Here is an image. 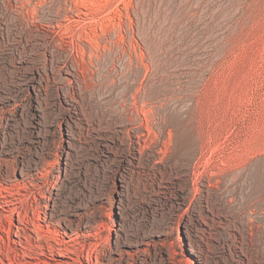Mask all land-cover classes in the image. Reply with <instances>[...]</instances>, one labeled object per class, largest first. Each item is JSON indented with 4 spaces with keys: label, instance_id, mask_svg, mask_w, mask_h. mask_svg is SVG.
Segmentation results:
<instances>
[{
    "label": "rangeland",
    "instance_id": "rangeland-1",
    "mask_svg": "<svg viewBox=\"0 0 264 264\" xmlns=\"http://www.w3.org/2000/svg\"><path fill=\"white\" fill-rule=\"evenodd\" d=\"M8 180L0 264H264V0H0Z\"/></svg>",
    "mask_w": 264,
    "mask_h": 264
},
{
    "label": "bare ground",
    "instance_id": "bare-ground-1",
    "mask_svg": "<svg viewBox=\"0 0 264 264\" xmlns=\"http://www.w3.org/2000/svg\"><path fill=\"white\" fill-rule=\"evenodd\" d=\"M167 134L168 137H167V141L165 140V142H167L165 146L168 144L169 147L167 148H169L170 151L174 153L176 152L179 154L189 155L190 152L195 150V142L192 136L188 132L184 131V133L181 135V131L175 132L173 130H169ZM19 173L20 175L24 174L23 171L21 170L19 171ZM18 183L19 181L16 180H8V183H6L7 186L4 185L0 186V200L2 199L0 201V206H4V205L7 206V208L4 210V212L6 213L4 212L0 213V233L4 234V237L6 238L5 239L4 237L0 236V241L2 242L1 244H3L2 246H4L2 248H5L8 243L11 244L12 242H15L11 240V235L15 231V228L18 231L19 230L25 231L28 228V225L33 222V218H34V216H32L33 214L29 215L28 211H26L25 213L22 212L26 208L24 201L28 197H25L26 196L25 193L23 194L20 191L22 187L19 186L17 187ZM15 215L18 217L17 224L11 221V217H14L15 219ZM37 215L39 218L40 214L38 213ZM18 231L16 232V235L19 238L20 234ZM36 233L38 237L41 235V233L39 231L37 232V230ZM55 243L58 246L51 244L47 246L49 254L51 255V258L53 260H56L54 259L55 258L54 256H57V254L66 256L72 252V250L71 249L69 250L67 247H65V245L61 246L63 243L57 237L55 238ZM27 257L29 258L33 257L32 252H26V254L23 255V261L19 262V264H32L33 262L27 260L26 259ZM45 264H51V263H47L46 261Z\"/></svg>",
    "mask_w": 264,
    "mask_h": 264
}]
</instances>
